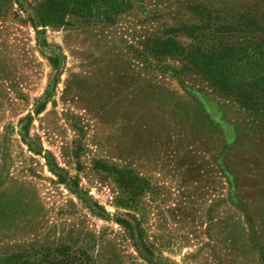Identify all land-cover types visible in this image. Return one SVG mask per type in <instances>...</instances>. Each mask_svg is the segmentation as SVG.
Segmentation results:
<instances>
[{"label": "rangeland", "instance_id": "1", "mask_svg": "<svg viewBox=\"0 0 264 264\" xmlns=\"http://www.w3.org/2000/svg\"><path fill=\"white\" fill-rule=\"evenodd\" d=\"M46 1L0 0V261L264 264V112L210 82L262 69L264 0Z\"/></svg>", "mask_w": 264, "mask_h": 264}, {"label": "trees", "instance_id": "2", "mask_svg": "<svg viewBox=\"0 0 264 264\" xmlns=\"http://www.w3.org/2000/svg\"><path fill=\"white\" fill-rule=\"evenodd\" d=\"M130 7V3H128L126 0H47L45 4L42 5V10L39 13V21L40 23L45 26L48 22V20L51 18H55L57 21L63 20V17L67 13H73V14H80L83 13L85 9H92L96 8L100 10L102 16H116V15H122L125 14ZM258 32L260 34V37L264 39V27L261 24H257ZM159 48H162V50H167L169 54L174 56H182L187 51L186 48H184L182 45H180L178 42L167 38L163 41H160L157 43ZM260 52H258V55H256L255 59L253 61H246V67L248 66H259L262 67L260 70L254 74L251 75L250 79H245L244 81L236 83V81H230L232 80L230 77H228V73L224 74L223 72L220 73L221 76L219 77H212L211 84L213 86H221L223 82L230 83V87H227V91H234L236 95H238L239 98L244 100L242 103H244V107L247 108L248 111H256L264 112V101L257 103L255 105V96L256 93L260 92V95L264 96V40L262 42V47H259ZM193 56H196L195 60L198 59L197 56H199L200 52L197 53H191ZM223 61V60H222ZM223 81V82H222ZM224 88V87H223ZM253 105H251V104ZM97 169L110 171V169L99 163L97 165ZM119 225L123 226L125 229L128 230V232L131 235V238L134 239L139 232V227H134L130 221H127L125 219H118L116 221ZM0 264H54L51 262H26V258L24 255L20 254H12L11 256H8L6 259H2L0 261ZM56 264H59L57 262ZM60 264H65L64 262H61ZM75 264V263H72Z\"/></svg>", "mask_w": 264, "mask_h": 264}]
</instances>
